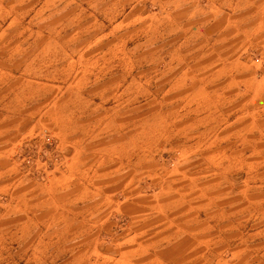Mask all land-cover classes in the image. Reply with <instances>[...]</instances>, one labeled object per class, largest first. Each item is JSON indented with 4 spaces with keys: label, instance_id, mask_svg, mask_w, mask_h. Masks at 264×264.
I'll return each instance as SVG.
<instances>
[{
    "label": "crops",
    "instance_id": "1",
    "mask_svg": "<svg viewBox=\"0 0 264 264\" xmlns=\"http://www.w3.org/2000/svg\"><path fill=\"white\" fill-rule=\"evenodd\" d=\"M63 1L38 0L36 4V0H0V128L4 126V112L9 114L6 117L10 126H19L17 113L26 106L21 102L24 99L35 102L48 96L28 108L29 117L22 121L32 129L37 125L48 128L55 123L58 131L54 135L60 137L56 146L64 150L66 157L65 168L54 169L46 179H23L9 160L17 146L18 132L10 131L3 138L0 131V264H195V259L201 264H238V257L252 258L260 251V242H264L257 221L260 207L263 209L260 218H264V190L257 184L260 156H264L259 151L263 149L260 142L264 143V75L260 79L238 50L264 43V0H155L157 12L150 17L151 22H145V26L141 22L144 17L137 15L131 23H139L137 28L154 38L155 47L168 39L183 40L185 46L196 47L187 62L182 58L172 66L170 88L165 94L208 97L204 108L209 114L218 108L221 113V107L233 103L230 109L236 115L231 123L236 143L250 146V152L234 151L238 164L240 161L250 166L246 183L239 184L237 193L229 200L226 195L221 199L212 193L217 186L203 185L197 206L190 203L194 198H187L194 192L193 185L188 191L172 185L161 187L153 197L134 195L126 188L128 184L121 185L128 173L120 176L119 169L112 167L113 151L108 153L112 147L107 141L87 143L84 147L90 133L77 117L70 120L74 130L64 131L66 107L59 101L61 89L58 87L54 101L49 96L59 85L51 88L50 82L64 81L69 74L78 72L76 65L83 57H76V50L92 48L93 42L53 39L80 25L81 20L72 22L77 19L76 13L64 17L51 12L44 15L41 29L48 36L42 41L20 40L17 29L23 20L35 17L36 5L49 11ZM145 8L143 4L139 10ZM94 11L98 13L97 6ZM70 16V25L62 26L63 20ZM91 16L97 19L95 13ZM97 31L96 27L91 28L88 37L93 39L99 34ZM134 31L122 33L118 46H125L126 37ZM77 32L79 29L75 28ZM190 61L193 68L176 69ZM154 62L164 64L163 59ZM61 65L74 70L68 72ZM143 76H139L141 83ZM113 80L125 84L128 74ZM143 90L140 88L139 94ZM99 92L91 94L99 96ZM130 93L129 88H122L113 91L112 97L126 98ZM10 102L14 106L9 107ZM100 108L114 109L97 105L94 111ZM117 111L125 113L130 109L123 104ZM111 122L113 134H121L122 144H127L129 123L115 122V117ZM216 122H222V118ZM94 124L96 130L101 122L97 120ZM146 124L140 125V134L146 132ZM170 127L178 128L174 123ZM78 132L81 137L70 139ZM63 133L72 141L63 137ZM47 141L51 143V138ZM69 145L75 147V152L67 148ZM123 156L129 163L130 152ZM219 166L223 168V162ZM229 169L227 166L222 172L221 169L220 177L229 173ZM212 207L214 213H210ZM114 213L133 216L134 222L116 245L111 219Z\"/></svg>",
    "mask_w": 264,
    "mask_h": 264
},
{
    "label": "rangeland",
    "instance_id": "2",
    "mask_svg": "<svg viewBox=\"0 0 264 264\" xmlns=\"http://www.w3.org/2000/svg\"><path fill=\"white\" fill-rule=\"evenodd\" d=\"M37 2L38 0L35 3L37 4ZM155 2V0H96L94 2L92 0H64L61 3L58 2L59 4L49 11L41 10L39 4L36 5L34 11L35 17L23 20L17 28L19 39L45 40L48 33L41 29L43 24L41 18L44 15L51 12L52 15L61 14L64 17L68 13L71 15L76 13L77 19H72L74 20L72 22L81 20L80 25L75 27L79 29V32L75 33V28L72 27L68 32L62 33L60 37L55 35L53 38L54 40L77 39L93 42L92 48L76 50L78 51L76 57L79 55L83 57L82 62L76 65L78 72L69 74L64 81L50 82L51 88L54 87L53 85H59L54 87L55 89L49 96L54 101L57 100L56 97H53L57 89H61L59 101L66 107V119L63 121L64 131L74 130V123H70V120L77 117L79 122L86 124V132L90 133V138L84 140L86 141L83 144L84 147L87 143L107 141L108 146L112 147L108 153L111 152V149L113 151L114 162L112 164L114 165L112 167L119 169L120 176L123 172L128 173L121 185L128 184L126 188L132 190L134 195L153 197L161 187L172 185L175 189L188 191L193 185L194 192L189 193L187 198H194L190 200V203L197 206L199 203L197 197L203 190V185L209 184L217 186L215 191L212 189V193L217 198L226 195L229 200L237 193L238 185L246 183L249 176L247 172L250 170V166L245 163L239 161L238 164V154L235 157L234 151L239 149V151L250 152V146L236 143V132H234L231 123L236 115V112H231L230 109L233 108V103L221 107V113L218 108L212 109L209 114L204 103L208 97L200 95L185 98L172 97L171 93L165 94L166 90L170 88V73L174 71L172 66L181 62L182 58L187 62V58H191L197 50L194 46H185L186 41L183 40L180 42L163 40L160 46L155 47V44H152L154 38L137 28L139 23L131 24L137 15L144 17V20L141 21L142 24L151 22L152 18L150 17L157 12L156 6L153 5ZM143 4L147 8L141 11L139 8ZM94 6L98 8L97 14L94 11ZM91 13H95L97 19L91 16ZM105 14H107V19ZM69 21H71V16L63 20L62 26L70 25ZM126 22L131 25L128 26ZM93 27L97 28L99 34L91 39L88 35L89 30ZM128 30L136 31L128 34L126 37L128 43L125 46L119 47L118 43L122 37L120 35ZM34 31L35 33L32 35ZM90 44L91 42L88 43V46ZM238 52L241 54L242 60L261 79V76L264 75V43L242 47ZM155 59L158 61L163 59L164 64L155 63ZM65 61L68 60H64V63H66ZM144 63L147 64L144 65ZM191 63L193 64L192 61L189 64H180L176 69L193 68ZM59 67H65L68 72L71 69L74 70L67 65ZM92 70L93 74H91ZM123 73L128 74L129 79L125 84L122 81L113 80L120 78ZM140 74L144 75L142 83L139 81ZM35 86L39 87L37 83ZM122 88L130 89L131 93L128 97H112L113 91L117 92ZM140 88L144 90L139 94ZM103 89L109 91L104 93ZM98 90H100L99 96H96V93L91 94V91ZM45 97L38 98L35 102H27L25 99L21 102L26 106L24 105L17 113L20 120L19 126H10V119L6 117L9 114L5 112L2 114L4 126L0 128V131H2L3 138L8 137L10 131L18 132L15 141L17 146L9 160L18 169L21 178L27 180L46 179L51 171L59 167L63 169L66 164L64 150L56 146L60 137L54 135V131H58L55 123L48 128L37 125L35 129H32L30 125L27 127L22 121L23 118L29 117L28 108L48 99V96ZM214 99L218 100V97ZM9 104V107H12L13 102ZM51 104L53 105L52 102ZM123 104L130 109L129 112L117 111ZM97 105L100 107L111 106L114 108V112L101 108L98 112L94 111ZM179 107H182L180 111L173 112ZM193 109L197 112L192 111ZM189 110L190 112H188ZM208 116H211V119ZM112 117H115V122L129 123L127 144H122L120 140L122 138H119L121 134H113ZM220 118H222V122H216ZM97 120L101 122V125L95 130L92 126ZM144 122L147 123L146 132L140 134V125ZM171 123L176 124L178 128L172 129ZM63 135L66 138L64 133ZM172 135L173 139H171ZM229 136L233 138L227 139ZM74 137H81L80 132L66 139L71 142L70 139ZM48 138H51V143L47 141ZM176 141L178 142L176 143ZM72 143L75 144V141ZM83 145L81 146L83 147ZM261 147L263 149H259V151L264 153V143L260 142ZM67 148L75 150L73 145H69ZM127 151L130 152L129 163L126 158L123 159V154H126ZM221 162L224 164L223 168L219 166ZM259 164L260 177L257 184L260 190H264V156L262 154ZM225 166L230 167L229 173L220 177ZM225 189L227 192H222ZM213 209V207L210 209V213H214ZM260 209L257 220L258 230L260 235H264V218H260L263 209L261 207ZM132 217L118 213L111 216L114 222L112 231L116 236L114 245L122 240L131 224L134 223ZM249 243L251 244V242ZM210 259L216 260L217 258ZM194 263L201 264L197 259L194 260ZM238 264H264V242H260V251L252 258L238 257Z\"/></svg>",
    "mask_w": 264,
    "mask_h": 264
}]
</instances>
